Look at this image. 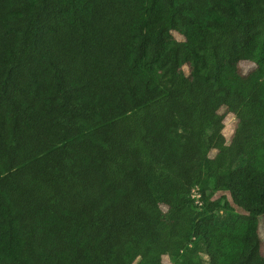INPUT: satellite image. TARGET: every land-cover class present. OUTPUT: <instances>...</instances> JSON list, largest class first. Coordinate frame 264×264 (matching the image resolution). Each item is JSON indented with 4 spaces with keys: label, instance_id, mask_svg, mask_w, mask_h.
<instances>
[{
    "label": "trees",
    "instance_id": "1",
    "mask_svg": "<svg viewBox=\"0 0 264 264\" xmlns=\"http://www.w3.org/2000/svg\"><path fill=\"white\" fill-rule=\"evenodd\" d=\"M260 219L264 0H0V264H264Z\"/></svg>",
    "mask_w": 264,
    "mask_h": 264
},
{
    "label": "rangeland",
    "instance_id": "2",
    "mask_svg": "<svg viewBox=\"0 0 264 264\" xmlns=\"http://www.w3.org/2000/svg\"><path fill=\"white\" fill-rule=\"evenodd\" d=\"M240 67H241V69L244 72H247V71H249L252 68V66L247 64V63H242L240 65ZM221 113L224 114V121H223L224 128L222 130V135L226 139H228L231 136L232 132H233V127H234V124H235V118H234L233 115L226 114L223 111ZM221 195H225V194L224 193L223 194H217L216 198H219V196H221ZM177 207H178L177 204L176 205H172L170 208H168L166 210V212L167 213L176 212L177 211ZM221 214H222V211H219L218 215H221ZM262 222H263L262 219H260L259 236H260V240H261V253L264 255V229H263V223ZM162 261H163V264H171V262L169 261V259L167 257L163 258Z\"/></svg>",
    "mask_w": 264,
    "mask_h": 264
},
{
    "label": "built area",
    "instance_id": "3",
    "mask_svg": "<svg viewBox=\"0 0 264 264\" xmlns=\"http://www.w3.org/2000/svg\"><path fill=\"white\" fill-rule=\"evenodd\" d=\"M194 193V192H193Z\"/></svg>",
    "mask_w": 264,
    "mask_h": 264
},
{
    "label": "clouds",
    "instance_id": "4",
    "mask_svg": "<svg viewBox=\"0 0 264 264\" xmlns=\"http://www.w3.org/2000/svg\"><path fill=\"white\" fill-rule=\"evenodd\" d=\"M227 131V130H226Z\"/></svg>",
    "mask_w": 264,
    "mask_h": 264
}]
</instances>
